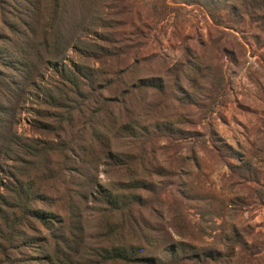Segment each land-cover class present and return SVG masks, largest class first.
<instances>
[{
    "label": "rangeland",
    "instance_id": "obj_1",
    "mask_svg": "<svg viewBox=\"0 0 264 264\" xmlns=\"http://www.w3.org/2000/svg\"><path fill=\"white\" fill-rule=\"evenodd\" d=\"M0 5L26 34L32 6H39L42 24L46 10L57 6L60 25L75 26L61 38L64 46L68 42L61 62L100 73L99 85L82 91L88 106L66 171L60 172L64 164L50 148L45 167L33 171L41 186L34 206L24 217L15 207L0 210L20 230L16 238L0 239V264H47L45 258L57 264L47 247L51 250L63 226L78 230L79 241L78 256L65 252L57 257L61 264L70 257L67 264H112L101 255L113 247L130 260L162 264H264V12L256 9V0H1ZM28 44H34L31 38L0 26L5 197L10 194L4 186L13 175L20 177L25 160L16 142L38 139L36 147L47 145L43 141L51 138L35 132L33 122L38 111L58 108L41 107L34 96L35 86L61 78L47 64L53 52L39 50L31 82L21 93H8L6 82L23 81ZM65 90L64 111L83 100L71 86ZM50 178L54 193L43 185ZM89 179L109 191L101 198L102 211L95 201L98 186L91 187ZM69 193L82 195L78 219L65 215ZM5 228L0 220L2 232ZM123 262L116 264H136Z\"/></svg>",
    "mask_w": 264,
    "mask_h": 264
},
{
    "label": "trees",
    "instance_id": "obj_2",
    "mask_svg": "<svg viewBox=\"0 0 264 264\" xmlns=\"http://www.w3.org/2000/svg\"><path fill=\"white\" fill-rule=\"evenodd\" d=\"M1 1V0H0ZM257 4V10L264 12V0H256ZM245 9L251 8L249 6L240 4ZM40 8L38 5L32 6L31 10V16L27 17L31 24L27 28V34L22 33L18 30V27L15 23L9 22L8 18H6V12L0 5V26L7 27L10 31H12V34H18L23 35L24 37L30 39L32 43L34 44H28L26 50L29 51L30 54L27 59L25 60V68L26 72L23 76V81L18 80H11L9 82H6L8 93L10 91L19 89V92H23L24 85L28 82H31V77L34 76V68L36 64L34 63L35 59L40 60L39 56V50H42L44 53H51L53 52L55 54V57L53 59H50L47 64L50 66H53L55 70L59 71V74L61 76L60 80H55L53 82H45L42 84V86H35L36 92L34 94L36 101L41 105H51L54 107V111H48V110H42L41 112H37L38 119L33 122V126L36 129L35 132L40 133L41 136H47L48 139L51 138L50 141H43L46 142L47 145H43L41 147H36L37 143L39 142L38 139L36 140H29L26 138H22L28 142L25 141H18L16 142V148L17 150L21 151L23 154H25V160L21 161V168H20V177L13 175L11 177L12 182L10 185L4 186L6 193L10 196L5 197L3 195H0V210L2 211V207H7L12 211V209L15 207L17 208L19 212V216L24 217L27 214V211L31 207L34 206L36 200L38 197H40V188L35 184V181L32 179V175H34L35 172L45 167L47 164L46 161L48 160L49 150H52L50 153H57L59 158H61V162L64 164L61 166L64 170L60 171L61 173L66 171L68 168V164L71 161L70 155L75 153L77 149L74 147L75 143H77L82 135V131L80 130L79 133H76L77 130L84 124V116L85 112L88 106V103H86V97L82 95V91L84 89H87L86 91H92L93 87H95L97 84L99 85L98 80L100 78V73L93 68H79L76 67L75 69H71V67L67 64H63L62 61H64L65 58H61L63 56L64 51L68 47V42L63 45L61 42V38L64 33H70L71 30L75 26H71L69 28H63L59 21V14H62L59 9H57V6L55 8L49 7L46 10V20L41 23L42 19L40 17ZM260 12V13H261ZM52 14H55L56 16L53 18L51 17ZM35 40V41H34ZM81 42V39H78L79 43ZM31 45V46H30ZM30 46V47H29ZM70 47V46H69ZM61 58V59H60ZM61 63V64H60ZM98 78V79H97ZM98 81V82H97ZM60 82V85L57 84ZM89 84V85H88ZM34 85V84H33ZM66 85L71 86L70 92H72L75 95H82L83 100H80L77 98L76 100L72 101L74 106H69L68 110H61L60 108L63 107L64 98L66 96L65 87ZM81 97V96H80ZM55 101V102H52ZM48 103V104H47ZM50 103V104H49ZM70 104V105H71ZM5 107V106H4ZM1 108V107H0ZM2 111V110H0ZM4 112V111H3ZM2 113V112H1ZM43 113L44 115H41ZM58 113H62L60 117L58 116ZM39 131V132H38ZM61 138H64V142L66 144L61 143ZM31 141V142H30ZM34 144V146L32 145ZM102 144V143H101ZM100 144V145H101ZM61 145V146H60ZM46 147V150L45 148ZM89 149V148H88ZM86 149L85 151H88ZM83 151V149H81ZM58 165V164H57ZM37 168V169H36ZM36 169L35 172H33ZM31 177H21V175H28L31 173ZM87 177V176H86ZM70 179L72 178L69 177ZM129 178V177H128ZM91 181H88V184L91 187H97L98 186V194L100 197L96 199L98 203H96V207L98 209V204L100 205L99 210L102 211V202L101 198H105L108 194V190L106 188V185L101 184L99 181H93V179H89ZM42 185V184H41ZM43 185L45 188H50L51 193H54L55 189L53 187L52 178L46 180ZM77 185V184H76ZM81 189V188H79ZM68 194L67 198L68 201L66 204L67 209L69 210L66 212V216L69 214L70 217H75L78 219L80 212L77 208V204L82 203L83 200L80 198L82 195H70ZM111 194V193H110ZM109 194V195H110ZM105 195V196H104ZM77 197V198H74ZM108 201V198L105 199ZM114 209H116L114 207ZM14 210V209H13ZM0 211V220L1 222H4L6 225V231L2 232L0 229V234H5L4 236H0V239L7 240V235L10 234L13 237H17L20 230H17V223L13 219L12 222L8 221L7 214H3ZM42 220H45L47 217L46 215L42 214ZM49 220H46L45 223H49ZM52 223V222H51ZM59 234L53 238L54 242L52 244L51 250L49 247H47L48 255H52V257L56 260L55 263H59L57 260L58 256L63 254L65 252L71 253L73 256L77 257L78 254H75V248L78 245L79 237H75L74 235L77 233L78 230L76 229H70L66 226H63L59 229ZM76 235H79L76 234ZM11 236V237H12ZM2 237V238H1ZM74 238V239H73ZM98 249V248H97ZM120 248L113 247L110 250H105L102 253V262L108 263V260L112 264L120 263L124 261L125 263H136V264H162L160 260L154 259V258H136V260H130L126 255L122 254L120 252ZM176 250H171V253H175ZM131 255L135 252L134 248L131 246L130 251H128ZM125 253V251L123 252ZM107 258V259H106ZM50 258H45V262L48 264V261H50ZM72 259L71 257L64 263L67 264ZM123 262V263H124Z\"/></svg>",
    "mask_w": 264,
    "mask_h": 264
}]
</instances>
